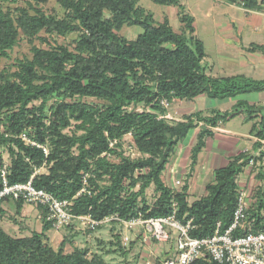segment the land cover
<instances>
[{"label": "trees", "instance_id": "trees-1", "mask_svg": "<svg viewBox=\"0 0 264 264\" xmlns=\"http://www.w3.org/2000/svg\"><path fill=\"white\" fill-rule=\"evenodd\" d=\"M6 1L16 0H0V3ZM57 1L68 11L66 18L46 16L40 10L30 14L20 9L16 18L11 19L0 7V54L13 47L19 31L27 36L41 30L79 35L75 53L63 45L51 49L33 47L32 59L18 60L15 80L0 88V113L11 110L5 132L0 135V144L6 145L12 155L7 167L8 183L26 182L33 168L44 164L46 172L36 174L33 184L59 199H72L75 215L89 214L96 220L110 214L127 219L138 212L144 218L165 216L170 213L172 201H176L178 216L192 217L191 236L213 235L218 222V230L224 231L232 222L237 203V175L250 158L261 159L264 153L233 155L225 167L214 171L212 182L205 187L206 194L190 204L187 182L171 195L161 173L177 143L199 123L190 156L192 167L206 138L212 134L210 127L216 126L218 120L234 117L242 108L253 113L264 110V106L253 107L238 101L231 111H212L210 115L194 112L172 124L157 117L155 112L128 111L126 106L142 103L163 113L165 110L160 105L163 98L190 100L207 94L222 99L261 91L264 79L209 75L203 42L194 34V18L183 11L180 0L153 1L178 7L189 36L173 30L167 18L156 23L138 5V0ZM225 1L239 3L246 9H256L261 4V0ZM124 24L138 26L142 31L135 39L127 40L117 34ZM249 49L262 47L253 44ZM52 96L60 100L45 115V104ZM74 97H93L104 103L98 106L67 102ZM39 100V106L28 107ZM71 119L76 121L74 128L82 132L80 135L64 133ZM252 130L256 137L264 139V111ZM22 133L38 145L46 146L48 153L25 143ZM127 133L132 134L138 149L148 157L142 160L121 157L118 162L111 161L107 155L118 152L110 142L117 143ZM4 163L0 156V167ZM104 178L109 183L99 184ZM1 181L0 173V189ZM137 183L138 189L132 190ZM151 184L159 195L149 206L142 195ZM82 188L86 190L77 194ZM254 197L247 220L253 222L251 231L258 232L264 230V188L257 187ZM6 199L13 202L15 213L20 214L25 202L6 197L0 200V206ZM36 207L42 218V232L15 238L0 227V264H104L101 255L87 258L86 249L64 254L61 248L54 250L44 243L43 232L52 225L45 220L43 207ZM0 212L3 213L1 207Z\"/></svg>", "mask_w": 264, "mask_h": 264}, {"label": "rangeland", "instance_id": "rangeland-1", "mask_svg": "<svg viewBox=\"0 0 264 264\" xmlns=\"http://www.w3.org/2000/svg\"><path fill=\"white\" fill-rule=\"evenodd\" d=\"M183 5V11L186 14L192 15L194 18V34L203 42L205 49L204 63L207 66L206 72H211L216 75L220 66H225V59H222L218 53V42L220 41L217 34V22L226 21L227 15L220 14L219 10H228L230 8H237L241 4L231 3L228 4L223 0H180ZM138 5L143 7L147 13H150L156 23L162 22L165 18L168 19L171 27L177 33H184L187 36L190 34L185 28V25L180 20V9L176 6H166L155 3L153 0H138ZM0 7L2 10L10 16L11 19H15L20 9L27 10L30 14L37 13L40 10L46 16L54 18H66L67 10H65L57 0H16L1 2ZM242 7V6H241ZM108 15V13L106 12ZM142 29L138 26H128L124 24L117 34L127 40L135 39ZM79 35L75 32L60 33L56 31L41 30L33 36H27L19 31L18 39L12 48L6 50V54H0V88H5L9 83L15 80L14 72L17 70L18 60L28 58L32 59V48L38 47L41 49H51L57 45L66 46L73 53L76 52L78 45ZM213 65V67H212ZM222 67V68H223ZM221 68V69H222ZM222 74V73H220ZM264 77V73L261 74ZM57 96L50 97L45 104L44 114L50 113L55 102L59 101ZM193 99H175L167 107H164L165 112L151 109L148 105L142 103H134L126 106L128 111H151L157 113V117L164 119L168 123L172 124L177 121L185 120L187 115V105ZM67 102L76 103H90L101 106L104 101L93 97H74ZM41 101H33L28 107L39 106ZM161 105V103H160ZM162 106V105H161ZM11 110L0 113V135L5 132L8 124V116ZM172 115H171V114ZM174 115V116H173ZM240 117L237 116L232 123H238ZM75 120L71 119V125L64 129V133L68 136L80 135L82 132L74 128ZM197 127L192 129L189 134L181 141L177 143L171 154L168 162L165 165V169L161 173V179L170 187L173 185V181L170 178H181L190 176L194 167L190 162L191 150L196 142V134L199 130ZM240 124V122H239ZM249 126V124H247ZM112 143V144H111ZM110 145L116 147L118 154H108L107 157L114 162H118L121 157H127L130 160H142L148 157L147 153L141 152L136 146L131 133L123 135L119 140H113ZM112 146V147H113ZM252 154V152H250ZM0 156L1 159L8 163L12 155L8 152L6 145L0 144ZM255 161V160H254ZM262 163L259 160L258 164L255 161L254 166L243 169L240 176L237 175L236 181L240 180L239 177L243 176L245 181H249V176L254 175L253 180H250V184L258 185V182H263L264 179L258 176V172L263 171ZM40 172H46L47 166L44 164L41 167ZM145 171V170H144ZM251 173V174H250ZM135 173L134 175H136ZM171 176V177H170ZM172 179V180H173ZM99 184H108L107 178L98 181ZM128 181L125 182V186L128 185ZM264 184V182H263ZM139 183L136 184L132 190L138 189ZM182 187V186H181ZM180 187V188H181ZM179 188V189H180ZM178 189V190H179ZM195 194L194 191L190 193V197L194 200L200 198L206 194L203 191L200 195ZM159 192L155 190L153 184H151L142 195L144 202L152 206L158 197ZM140 199V198H139ZM193 199L187 198L188 204ZM3 209V213L0 212V227L5 230L7 234L12 237H27L33 232H42V218L39 209L32 204L25 203L21 209L20 214H16L14 210L13 202L9 199L4 200L0 206ZM181 217H184L182 215ZM137 233L125 227L122 223L110 220L101 223L97 226L91 227L85 220L76 219L71 221L68 225L62 227H51L43 232V242L51 246L54 250L62 249L64 254H70L74 249H86V257L90 258L93 254L101 255L104 259V264H141L144 259L141 258L142 251L145 245H150V250L155 246V250L158 253L160 250L167 248L169 243L159 242L151 240L147 243L141 241L140 236ZM128 236V240H124V236ZM145 253V252H144ZM161 256L166 255L164 252Z\"/></svg>", "mask_w": 264, "mask_h": 264}, {"label": "built area", "instance_id": "built-area-1", "mask_svg": "<svg viewBox=\"0 0 264 264\" xmlns=\"http://www.w3.org/2000/svg\"><path fill=\"white\" fill-rule=\"evenodd\" d=\"M160 103L167 107L170 101L163 98ZM20 136L25 143L40 147L45 154L48 153L46 146L38 145L26 133ZM260 142L264 143V139H260ZM240 152L247 151L243 149ZM254 163V158H250L246 166L252 168ZM7 167L8 163L0 167L2 178L0 200L9 197L43 207L45 220L53 227L68 225L76 219L85 220L91 227L115 220L134 233L139 230L138 235L144 243L151 240L169 243L167 252L170 254L159 255L153 261L147 260L141 264H264V230L252 232L253 222L247 220L248 211L255 201L254 193L257 188L256 185L250 184V180L254 178L251 173L249 181L243 182L240 177V180L236 181L237 203L231 224L221 232L218 230V222L213 235L199 238L190 235L194 227L192 217L185 219L178 216L176 201H172L170 213L165 216L144 218L142 213L138 212L136 216L127 219L117 214H110L96 220L89 214L75 215L72 212V199H59L45 189L35 187L33 177L41 173V168L34 167L26 182L9 184L6 179ZM183 184L181 178L173 179V185L170 187L171 195L176 193ZM85 190L86 188H82L77 194ZM128 238L127 235L124 236V240Z\"/></svg>", "mask_w": 264, "mask_h": 264}, {"label": "crops", "instance_id": "crops-1", "mask_svg": "<svg viewBox=\"0 0 264 264\" xmlns=\"http://www.w3.org/2000/svg\"><path fill=\"white\" fill-rule=\"evenodd\" d=\"M223 1L228 3L225 0ZM236 7L218 11L228 17L226 21L217 22V34L220 38L217 44L218 53L222 59H225L226 67L220 66L223 68H218L216 75L212 74V69L211 72L207 73L214 77L244 75L257 80L264 79L261 75L264 73V0H261L260 6L256 9H246L237 5ZM253 44L261 46L262 49L250 50L249 47ZM238 101H244L253 107L264 106V89L222 99L200 94L191 100L185 111H187V115L194 112H199L201 115H210L212 111L222 113L231 111ZM240 111L236 116L225 121L218 120L216 126L210 127L212 134L206 138L204 146L199 151L192 174L181 177L183 183L187 182L188 198L194 200L195 196H192L193 198L189 196L193 191L195 194L192 195H200L205 191L206 185L213 180L214 171L225 167L232 156L240 150L246 149L247 153L252 152L254 156L264 153V143L260 142V139L252 132L253 127L257 126L260 121L264 110L260 109L248 113L246 108H242ZM237 116L240 117V124L239 122L232 123ZM258 143L260 145L256 147L255 145ZM259 160L262 163V168H264V156L255 160L257 164ZM245 168L248 167L245 166ZM260 172H258V176L264 179V172ZM240 178L245 182L243 176ZM172 179L173 176L170 180L173 181ZM263 182H258L256 187L261 186L264 188ZM168 247L157 253L155 246L150 250V245L148 244V247L145 245L141 258L144 261H153L162 252L168 255L170 254V252H167Z\"/></svg>", "mask_w": 264, "mask_h": 264}]
</instances>
